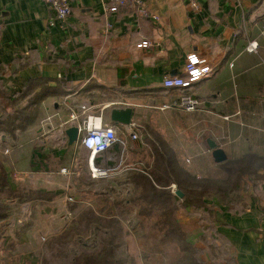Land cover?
I'll use <instances>...</instances> for the list:
<instances>
[{"label": "crops", "instance_id": "0c3cea01", "mask_svg": "<svg viewBox=\"0 0 264 264\" xmlns=\"http://www.w3.org/2000/svg\"><path fill=\"white\" fill-rule=\"evenodd\" d=\"M143 2L151 16L140 17L133 8L106 13L102 0H70L72 14L60 22L44 0H0L1 89L10 99L31 81L54 90L23 108L28 126L16 131V138L0 133V158L7 162L12 188L53 196L19 203L0 195V206L12 208L0 222L5 244L12 222L11 234L20 245H28L29 237L63 234L74 218L71 205H92L78 196L95 192L99 178L92 176L91 163L117 175L124 190L164 148L201 178L220 176L208 140L228 159L247 151L264 159V0H199L198 10L187 0ZM144 42L149 45L138 46ZM250 45L255 51L247 50ZM190 53L215 62L216 73L187 90L165 89L166 76L184 75ZM184 94L199 100V110L174 107ZM120 107L133 109L129 126L110 120L111 110ZM91 114L115 129L120 154L110 149L93 157L79 140L62 143L64 128L81 129ZM141 124L154 137L143 136ZM115 175L100 179L105 188H112ZM244 201L241 213L215 211L227 253L217 264H264V191L251 188ZM190 214L181 208V229L191 223Z\"/></svg>", "mask_w": 264, "mask_h": 264}, {"label": "trees", "instance_id": "16d2710c", "mask_svg": "<svg viewBox=\"0 0 264 264\" xmlns=\"http://www.w3.org/2000/svg\"><path fill=\"white\" fill-rule=\"evenodd\" d=\"M52 12L56 14L54 9ZM52 91L40 89L36 81H31L10 99V95L0 87V133L16 138V131H23L28 126V116L23 108L37 104ZM160 143L162 144V141ZM154 157L152 170L148 173L146 170V173L138 172L133 175V179L130 180L133 188L130 197L121 201L120 204H113L114 207L119 206L123 209L117 215L129 214L135 206L141 208L140 216L151 208H159L165 218L162 227L170 229L172 234L168 232L169 235L163 236L161 241L162 243L172 241L179 251V258L170 264H206L201 258V252H208L212 260L211 264H217L218 259L221 261L227 253L223 237L215 228V211L217 208H223L241 213L246 208L244 197L251 188L264 191V159L258 154L247 151L239 157H231L219 164V170L223 172L219 177L199 179L181 167L168 149L158 150L154 153ZM6 164V160L0 158V195L16 199L19 203L34 200L47 201L53 198L51 194L42 191L23 194L14 190L8 180ZM171 185L176 186V192H180L182 198H179L176 193H171ZM179 208L190 209L201 226L200 241L205 251L187 240L186 233L182 231L177 221L176 214ZM11 210L12 208L8 205L0 206V222L11 216ZM70 211L74 217L70 226L63 234L52 238L48 251L53 249L59 251L60 244L69 243L78 244L86 249V238L88 239L92 232L97 233L101 229H108V234L113 241L111 229L115 225L119 228L115 229L117 233L115 236L120 237L123 233L120 221L111 212L107 213L110 214L109 218H104L99 216L98 212L95 214L92 207L81 209L77 203L71 205ZM43 263L49 262L44 260ZM63 264H126V262L121 261L114 246L104 243L97 252L77 251Z\"/></svg>", "mask_w": 264, "mask_h": 264}, {"label": "rangeland", "instance_id": "374dc122", "mask_svg": "<svg viewBox=\"0 0 264 264\" xmlns=\"http://www.w3.org/2000/svg\"><path fill=\"white\" fill-rule=\"evenodd\" d=\"M141 133L143 134V136L150 135L154 137L153 130L147 125H142ZM80 136L81 138H83V134H81ZM157 144L160 146V148L162 147L159 142H157ZM150 146H152V144H150ZM2 148L3 146H1L0 143V149ZM4 153H7L6 148H4ZM154 161L155 157L152 155L151 168H142V171H144V169H147L148 173L150 170H152L154 168ZM219 171L221 172L220 174L223 173L222 170ZM189 172L197 178L201 179V176H199V174H196V172L192 169L189 170ZM113 175L115 174H110L109 178ZM113 178L114 185L112 186V188H105L103 186L104 180L102 181L100 180L101 178H99L98 180H96L97 182L96 187H94V193L85 195L81 194L83 192H78V196L79 201L84 200L81 198H86L91 201V207L95 214L96 212H98L99 216L104 218H109L108 215L110 214H107L109 212H111L113 215H116V218L120 221V225L123 230V233L120 234V237L115 236L117 234L115 232V229H119L115 225L111 229V231H113V233L111 234V236L113 237V241L108 234V229H101V231L98 230L97 233L92 232L88 239L86 238V243L89 244L86 249H81L78 244L69 243L60 244L58 246L59 251H56V249L48 251V247L52 240V238L48 236H37L35 238L29 237L27 238L28 245L24 243H22V245L18 244V242L14 240L15 237H13L11 234V230L13 227L12 222L9 223L8 232L6 231L8 235L7 237H10L9 244H5V240L3 238H5L6 235H4L2 231H0V264H44V260H47L49 262L48 264H63L64 262L68 261L69 258L77 251L97 252L104 243L106 245L111 244L112 246H114V248H116L118 257L122 262H126V264H170L172 262H175L179 258L178 248H175V245L172 241L171 243H162L161 241V238L163 236L169 235L168 232L171 234L170 229L162 227V223L165 220V218L162 216V212L159 210V208L155 207L151 208L150 211L140 216L141 208L135 206L134 208L132 207V210L129 214L118 216L117 214H119V212L123 209L119 206L114 207L113 204H120L121 201L128 199L130 195H127V193L125 192H127L129 189L132 190V185H129L128 183L127 185H125L126 189L123 190V187L117 185L116 178H118V176L115 175V177ZM202 178H204V175ZM31 193L34 192H30V194ZM23 194H26V192ZM86 199L84 201L89 202ZM13 201L17 202L16 199H14ZM78 206L81 209L87 208V206L83 204H78ZM180 210L181 208H179L176 214L178 217V222H180ZM189 217L195 224L191 221V223H189L186 227L183 226L184 229L182 228V231H185L187 240L191 244L195 245L202 251H205L204 245L201 243L200 237H198V234L202 233L201 226L193 217L192 212ZM27 222H24L25 226ZM198 229L199 232H197ZM146 256L148 258H146ZM201 258L206 264L212 263L208 252H201ZM218 261H220V259H218Z\"/></svg>", "mask_w": 264, "mask_h": 264}, {"label": "built area", "instance_id": "2783aa9c", "mask_svg": "<svg viewBox=\"0 0 264 264\" xmlns=\"http://www.w3.org/2000/svg\"><path fill=\"white\" fill-rule=\"evenodd\" d=\"M57 14V20L60 22L66 21L72 14L70 0H44ZM104 10L106 13H117L122 8H133L138 16H151L148 9L145 7L143 0H102ZM189 6L198 10L199 0H187ZM156 19L155 17H153ZM109 28V26H108ZM2 25L0 24V38L2 34ZM148 42L139 44V47L148 46ZM256 47L250 45L247 50L253 52ZM217 71L216 63L200 57L195 53H190L186 56L183 76H166L162 82L165 89L170 90H187L198 82L205 81L211 78ZM200 102L192 95L184 94L174 107L183 112L192 113L199 110ZM80 134L83 138H79L84 148L88 150L92 156H97L106 152L111 146L117 142L116 131L112 126H105L102 124V119L98 116L89 115L86 117L83 127L80 129ZM134 140L138 139L136 134L132 135ZM91 174L95 178H108L110 171L94 167L91 163ZM62 173L69 174L66 169H62ZM172 191L175 193L176 188L172 186Z\"/></svg>", "mask_w": 264, "mask_h": 264}, {"label": "water", "instance_id": "95a60500", "mask_svg": "<svg viewBox=\"0 0 264 264\" xmlns=\"http://www.w3.org/2000/svg\"><path fill=\"white\" fill-rule=\"evenodd\" d=\"M132 116H133V109L130 107L114 108L110 112L111 122L115 124H120L123 126H129L131 124ZM63 134L64 136H62L61 138L62 143L65 144L66 142L68 146H72L78 143L79 136H80V127L77 125H70L69 127L64 128ZM207 144H208L209 150L212 152V159L215 164H221L227 161L228 157L225 151L222 150L221 148H218L216 143H214L212 140H208ZM110 149H113L117 154L121 153L119 142H115L111 146V148H109L107 151H109ZM176 194L179 198H182V194L180 192H176Z\"/></svg>", "mask_w": 264, "mask_h": 264}]
</instances>
